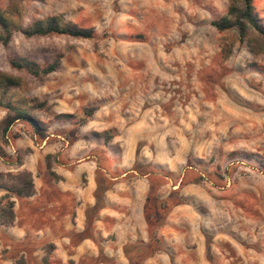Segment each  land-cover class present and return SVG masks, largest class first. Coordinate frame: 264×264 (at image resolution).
<instances>
[{"label": "rangeland", "instance_id": "1", "mask_svg": "<svg viewBox=\"0 0 264 264\" xmlns=\"http://www.w3.org/2000/svg\"><path fill=\"white\" fill-rule=\"evenodd\" d=\"M239 3L0 0L23 27L58 16L94 30L15 28L0 43V72L19 81L3 99L44 102L29 113L46 128L17 120L0 138L3 179L27 170L37 182V198L12 196L0 264H264V38L211 24ZM253 5L264 25V0ZM18 56L61 58L39 78L10 66ZM94 165L95 205L57 230L54 196L82 203Z\"/></svg>", "mask_w": 264, "mask_h": 264}, {"label": "trees", "instance_id": "2", "mask_svg": "<svg viewBox=\"0 0 264 264\" xmlns=\"http://www.w3.org/2000/svg\"><path fill=\"white\" fill-rule=\"evenodd\" d=\"M11 11V7L8 11L0 7V43L2 45L9 43L15 28L27 37L50 34L91 37L94 33L92 28L77 26L58 16H47L37 19L30 25L23 27L11 19ZM211 24L218 30L235 28L241 41L248 36L250 31H254L264 38V25L255 10L253 0H240L239 4H232L225 15L212 19ZM60 58L61 56H57L47 64L40 65L28 57L18 56L11 58L9 63L12 68L25 70L27 73L40 78L55 71L60 65ZM18 85L19 81L17 78L0 72V106L6 109L4 117L0 120V138L4 137L5 131L17 120L27 121L38 136L41 138L46 137L45 126L29 113V109L31 108L43 107L44 102L30 100L28 103L21 104L13 100L3 99L8 87H16ZM94 109V107L84 108V114L90 116ZM0 156H6V152L1 145ZM2 176L0 173V188L4 191L0 196V225L10 226L15 220L14 200L12 196L30 197L35 193V187L32 173L27 170L14 174L11 177V181H5ZM43 263L48 264V258H43Z\"/></svg>", "mask_w": 264, "mask_h": 264}, {"label": "crops", "instance_id": "3", "mask_svg": "<svg viewBox=\"0 0 264 264\" xmlns=\"http://www.w3.org/2000/svg\"><path fill=\"white\" fill-rule=\"evenodd\" d=\"M88 190L84 193V195L82 197H78V199H83L82 203H76L75 202V192H63V193H58L57 195L54 196V199H56V202L54 205H56V207L60 208V207H65V211H57L54 212L52 214V216L54 215L55 220L53 221V224L55 225V228L57 230H69L70 228L73 227V225L71 224H66L65 220L64 222H60V219H63L65 216L68 215H74L76 214H80L81 212L83 213V210L85 209V207H91L93 205H95V203L91 202V199L95 198V190L98 186V183L96 181L95 175H100V170L94 165V166H90L89 170H88ZM34 181V187H35V193L30 196V197H22L25 199H33L34 197L37 196V182L36 180ZM37 198V197H36ZM62 199H66V201H62ZM14 211H15V216H16V208H15V202H14ZM17 218V216H16ZM15 221V220H14Z\"/></svg>", "mask_w": 264, "mask_h": 264}]
</instances>
